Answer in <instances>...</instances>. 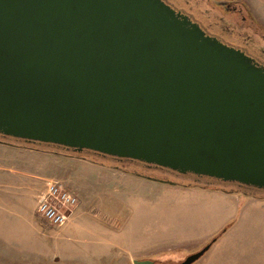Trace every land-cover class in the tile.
<instances>
[{"label":"water","instance_id":"95a60500","mask_svg":"<svg viewBox=\"0 0 264 264\" xmlns=\"http://www.w3.org/2000/svg\"><path fill=\"white\" fill-rule=\"evenodd\" d=\"M0 135L264 190V67L168 0H0Z\"/></svg>","mask_w":264,"mask_h":264},{"label":"rangeland","instance_id":"374dc122","mask_svg":"<svg viewBox=\"0 0 264 264\" xmlns=\"http://www.w3.org/2000/svg\"><path fill=\"white\" fill-rule=\"evenodd\" d=\"M190 1L206 12L212 8L207 0ZM226 1L243 4L264 29V0ZM0 140V264H135L136 259L156 264L180 262L234 221L222 237L238 219L230 216L212 234L210 230L230 208L221 195L188 189L204 188L183 185L194 182L190 177L148 165L124 166L64 148ZM49 179L61 181L77 197L67 222L60 226L45 223L37 213L39 195ZM213 185L222 192L236 191L241 198L238 210L248 196L264 201L261 190ZM241 217V222L249 218L260 225V216L251 207H246ZM255 230L253 238H259V228ZM221 237L213 247L235 248L242 243L239 232L226 234L223 242ZM194 264H211V260L204 255Z\"/></svg>","mask_w":264,"mask_h":264},{"label":"flooded vegetation","instance_id":"af4514ba","mask_svg":"<svg viewBox=\"0 0 264 264\" xmlns=\"http://www.w3.org/2000/svg\"><path fill=\"white\" fill-rule=\"evenodd\" d=\"M168 1L177 10L198 21L207 34L240 48L264 67V29L252 19L243 4L238 1L207 0V4L212 8L206 12L190 0Z\"/></svg>","mask_w":264,"mask_h":264},{"label":"crops","instance_id":"0c3cea01","mask_svg":"<svg viewBox=\"0 0 264 264\" xmlns=\"http://www.w3.org/2000/svg\"><path fill=\"white\" fill-rule=\"evenodd\" d=\"M188 189H200L201 191H205L210 194L221 195L226 200V205L228 206L229 211L227 214L222 215L220 223L218 226H214L213 230H210L212 234L218 231L224 223L229 219L230 216L236 215L238 219L236 224L232 229L228 230L221 238L222 241L225 240L226 234H231L233 232H239L240 240L242 243L239 244L237 247L232 246H215L213 245L210 249L205 253L206 257H209L211 260V264H264V206L261 205L262 198H256L255 196L251 195L252 197H247L248 201L245 202L243 206L238 210V206H240L239 202L241 200L240 196L237 193L233 192H222L220 190H212V189H205V188H188ZM256 200V201H254ZM260 202V204L258 203ZM246 207H251L255 215H259L260 225H256L255 221H250L249 218L243 219L241 222V215ZM259 208V209H258ZM236 213V214H235ZM246 223V226L243 224ZM246 228L245 231H242L243 228ZM259 228L260 237L253 238V231H256L255 228ZM248 231L247 234L243 232ZM218 240V239H217ZM216 240V241H217ZM240 241V242H241ZM239 242V241H237ZM263 245V246H262ZM213 247V248H212Z\"/></svg>","mask_w":264,"mask_h":264},{"label":"built area","instance_id":"2783aa9c","mask_svg":"<svg viewBox=\"0 0 264 264\" xmlns=\"http://www.w3.org/2000/svg\"><path fill=\"white\" fill-rule=\"evenodd\" d=\"M77 204L76 195L61 181L49 179L46 189L39 195L37 213L41 220L51 226L67 222L69 210Z\"/></svg>","mask_w":264,"mask_h":264},{"label":"trees","instance_id":"16d2710c","mask_svg":"<svg viewBox=\"0 0 264 264\" xmlns=\"http://www.w3.org/2000/svg\"><path fill=\"white\" fill-rule=\"evenodd\" d=\"M0 137L4 140H16V141H21L23 143H26L28 145H32V146H38V145H44V146H51V147H58V148H64V147H61V146H58V145H54V144H46V143H39V142H28V141H25V140H22V139H16V138H12V137H7V136H3V135H0ZM65 149V148H64ZM69 151H72L76 154H80V155H92L93 157H101V158H108V159H112V160H116L118 162H120L121 164H123L124 166L125 165H128V166H132V167H136L137 165H145L147 166L146 164L142 163V162H139V161H135V160H131V159H119V158H116V157H112V156H106V155H102L100 153H97V152H94V151H88V150H84L83 152H75L73 151L72 149L69 150ZM93 162L97 163L96 161L92 160ZM101 164V163H100ZM118 168H121L118 166ZM156 169H162V170H167V171H170V172H173L175 174H177L178 176H181V177H190L192 178V180L194 181L193 183L189 182V183H183V185L185 186H197V187H204V188H214V189H217L218 187L213 185V183H221V184H233V185H237L241 188H244V189H251V190H260V189H257V188H254V187H248V186H243V185H239L237 183H230V182H223L221 180H217V179H213V178H210V177H204V176H197V175H193V174H180V173H177L175 171H172V170H169V169H166V168H160V167H154ZM122 170H125V171H128V172H131L133 174H137L139 175L138 173H136L134 170L133 171H130V170H127L125 168H121ZM142 175V174H141ZM144 176V175H143ZM144 177H147V176H144ZM149 178V177H147ZM149 179H153L152 176L149 178ZM180 184V183H179ZM182 184V183H181ZM226 190V189H225ZM261 191H264V190H261ZM228 192H231V191H228ZM236 192V191H234ZM234 223V221H231L228 225H226L218 235H216L214 238L217 240L218 238H220V236Z\"/></svg>","mask_w":264,"mask_h":264}]
</instances>
